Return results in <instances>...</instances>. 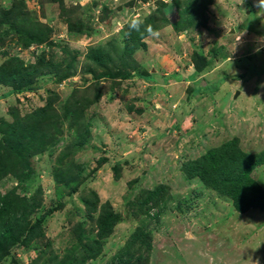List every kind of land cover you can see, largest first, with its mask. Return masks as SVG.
<instances>
[{"label": "rangeland", "instance_id": "obj_1", "mask_svg": "<svg viewBox=\"0 0 264 264\" xmlns=\"http://www.w3.org/2000/svg\"><path fill=\"white\" fill-rule=\"evenodd\" d=\"M14 2L51 34L28 50L14 46L16 36L0 43V65L20 58L36 68L20 81L21 92L0 83V125L14 121L11 110L23 117L50 102L55 112L37 127L42 137L28 142L34 153L23 168L0 179L1 196L26 201L20 225L36 233L20 238L0 264H43L41 254L51 264L79 262L80 243L95 237L103 208L119 219L99 255L83 264L135 260L125 244L139 227L150 238L144 264H264V211L236 212L229 196L187 170L226 142L249 162L264 158L259 0H0V9ZM93 51L100 63L87 59ZM202 80L222 83L211 93ZM70 103L72 117L63 114ZM250 173L264 189V162ZM158 184L167 188L164 209L129 206Z\"/></svg>", "mask_w": 264, "mask_h": 264}, {"label": "trees", "instance_id": "obj_2", "mask_svg": "<svg viewBox=\"0 0 264 264\" xmlns=\"http://www.w3.org/2000/svg\"><path fill=\"white\" fill-rule=\"evenodd\" d=\"M22 4V2H14L10 7H3L0 9V43H3L6 36H16L14 46L19 47L21 50H28L33 45L41 46L44 44L51 34V29L48 27H41L39 23H36L28 16L25 17V13H23V10L21 11ZM134 40L136 44L140 41L139 38H134ZM7 45L12 49L14 47L10 42ZM7 45L5 48L8 52ZM87 59L100 63L102 56L100 53H97V51H93L89 54ZM43 62L44 58L39 56L37 61V63H39L38 65ZM35 70L36 68L33 67H28L27 69L20 58L8 60L0 65V83L11 81L15 86V90L21 92L20 81L25 77L31 78ZM199 72L200 71H196V73ZM118 76L120 78L117 77V74L113 73H107L106 75L110 80H117L126 79L128 74L119 73ZM249 76L250 75L246 73L239 75L244 81H247ZM221 83V80H218L217 83L214 81L208 82L206 80L199 82L202 88L209 90L211 93L216 91ZM200 92V88L192 90L193 95H198ZM97 97L98 94L94 96V99ZM71 109H73L71 103L64 106L63 114L72 117L75 110L72 111ZM69 110L71 112H69ZM15 112L16 111L11 110V114L13 118H15L12 123L9 124L4 122L0 125V132L3 134V139L0 141V179L7 175H14L19 167L23 168V160L27 159L30 153H34V151H29L30 147L28 142L32 144L38 137H42L37 127L47 124V122L54 117L53 113L55 110L49 102L44 107L35 109L32 113L23 117H19V114ZM87 134V130H85L83 136L77 134L78 137L76 138H79L77 145L84 142V138ZM41 141H43V139H41ZM233 145V142H226L222 144L219 149L209 150L197 161L189 163V167L187 169L186 166V169L189 171L191 178L194 177L193 179L195 180L198 178L197 180L199 183L204 184L205 188L214 190L220 195L224 196L226 194L229 196L233 209L236 212L244 213L249 210L264 211V189L250 177L251 167L263 163L264 158L260 156L251 157V162H249L247 160V155L236 151ZM166 189V186L163 184H158L153 189H141L134 199L130 201L129 206L131 208L137 207L141 212H146L152 208H158L157 211H159V209L162 208L161 205H165L168 200V195H164ZM25 203L26 201L22 198L12 199V197L7 195H0L1 260L9 254L10 249L15 244L19 243L21 240L20 238L25 240L28 237L30 239L36 236V233L34 235V231L25 233V229L20 225L22 220H20L21 218L19 215L23 214L26 207ZM84 204H86L90 210L94 208L97 209L95 204L92 208L89 207L88 203ZM162 209H164V207ZM159 213H162V211ZM119 216L118 213L110 212L103 208L96 222L97 229L95 237L90 240V237L86 238V242L80 243V248L83 251L81 260L76 262V258H73L69 260V264H83L88 259L96 258L101 252L104 241L117 223ZM152 217L157 219L158 215L154 214ZM32 229H34V227H32ZM146 232L143 228H137L133 236L125 244V253L127 257L129 254L132 256L135 255V260L131 259L130 261L123 255H117L112 259L111 264H144V262L142 263V252L145 249H150L148 243L150 238L149 234H146ZM39 256L43 264H51V262L46 260L43 254ZM53 262L57 264L56 261Z\"/></svg>", "mask_w": 264, "mask_h": 264}, {"label": "clouds", "instance_id": "obj_3", "mask_svg": "<svg viewBox=\"0 0 264 264\" xmlns=\"http://www.w3.org/2000/svg\"><path fill=\"white\" fill-rule=\"evenodd\" d=\"M258 7H259V8H264V0H259ZM134 27H135V29H136L137 31H139V25H138V24H137V25H134ZM146 31L148 32V34H149L150 36H157V35H158V33L155 32V31L151 28V26H149V27L146 29Z\"/></svg>", "mask_w": 264, "mask_h": 264}]
</instances>
